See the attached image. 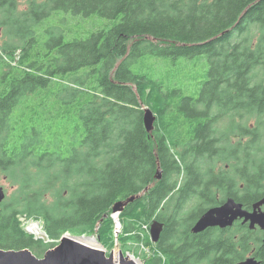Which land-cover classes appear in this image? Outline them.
I'll list each match as a JSON object with an SVG mask.
<instances>
[{
	"label": "trees",
	"instance_id": "obj_1",
	"mask_svg": "<svg viewBox=\"0 0 264 264\" xmlns=\"http://www.w3.org/2000/svg\"><path fill=\"white\" fill-rule=\"evenodd\" d=\"M27 6L0 0V174L19 188L0 203V248L43 258L71 235L96 237L109 254L115 204L138 197L119 216L125 254L143 243L144 264H264V236L250 226L192 233L229 198L248 211L264 198V0ZM58 12L114 24L86 39L42 38L38 26ZM198 57L210 67L195 89ZM23 220L40 221L49 242Z\"/></svg>",
	"mask_w": 264,
	"mask_h": 264
},
{
	"label": "water",
	"instance_id": "obj_2",
	"mask_svg": "<svg viewBox=\"0 0 264 264\" xmlns=\"http://www.w3.org/2000/svg\"><path fill=\"white\" fill-rule=\"evenodd\" d=\"M156 116L150 109H146L144 123L146 130L152 133L155 128ZM162 173L158 171L157 180ZM138 197L129 198L115 204L113 213H121L129 204ZM5 199L4 189L0 188V203ZM264 198L253 206L252 211L244 209V206L234 199H227L221 206L206 211L192 228L195 235L202 234L209 229L225 230L232 228L237 221L250 224V230L259 227L264 231ZM164 232V226L154 222L150 229L151 240L157 244ZM128 254L120 250L119 262L114 261V255L107 256L103 248H92L76 240V237L64 235L58 246L46 252L43 258L34 255L30 250H4L0 248V264H138L130 259ZM242 264H261L254 258H248Z\"/></svg>",
	"mask_w": 264,
	"mask_h": 264
},
{
	"label": "rangeland",
	"instance_id": "obj_3",
	"mask_svg": "<svg viewBox=\"0 0 264 264\" xmlns=\"http://www.w3.org/2000/svg\"><path fill=\"white\" fill-rule=\"evenodd\" d=\"M19 2H20L19 9L21 11L27 10L28 8L27 0H19ZM113 24H114L113 21L106 20V19H103L97 16L91 17V18H82V17H75L68 13L58 12V13H55L49 19L45 20L40 26H38V32H39V35L44 39H49V38H52L53 36L62 35L65 37L66 41H72L78 38L86 39L90 33L95 32L99 29L111 28ZM48 29H50L55 34H59V35H51L48 32ZM254 34H257V31ZM4 41H5V38H2L0 40V44H2ZM42 50H45V49L42 48ZM189 63L195 68V71L192 72L193 77H194V80L192 81L193 88L199 89L201 88V85H202L201 83L207 80L206 73L210 67L209 61L206 58L198 57V58H194L193 60H189ZM138 66L139 64L134 65L132 67L133 70H137L136 67ZM145 71L150 72L151 70L147 68L145 69ZM238 122H241V121L239 120ZM235 123H237V121ZM241 123L244 124V121ZM237 124L238 125H234L235 126L234 132L236 134H238V126L240 123H237ZM228 125H230L228 121H223L219 125V128L221 131L225 132L223 128L224 126L227 127ZM219 128H216V130H218ZM229 165H232V162H229ZM223 166H224L223 163L218 164V166L216 165L215 172L218 173L220 170L224 169ZM227 170L230 171L231 169L229 168ZM0 188L4 189L5 199L3 202H7L8 200L10 201L11 198L17 193L19 189L17 186L14 187V184L11 180L7 179V177L1 174H0ZM119 216L116 217V220H118ZM114 217H113V220H114ZM23 223L25 225L26 230L29 233L32 232L31 234L37 231L43 232L41 228V224L37 220H34V221L23 220ZM143 226L146 227L145 224H143ZM120 250L121 248L118 246L113 252L111 253L109 252V255H114L117 251H120ZM144 253H145V250L143 249L142 245L137 244L135 245V247L134 246L132 247V249L130 250L127 256H131L139 264H144L145 260L147 259Z\"/></svg>",
	"mask_w": 264,
	"mask_h": 264
},
{
	"label": "bare ground",
	"instance_id": "obj_4",
	"mask_svg": "<svg viewBox=\"0 0 264 264\" xmlns=\"http://www.w3.org/2000/svg\"><path fill=\"white\" fill-rule=\"evenodd\" d=\"M95 238H86V237H77L76 240L80 241L81 243L85 244V245H88L89 247H92V248H101V246L99 245V243L95 240H93ZM120 251H117L115 254H114V261L115 262H119L120 260ZM130 259L134 260L131 256L129 257ZM136 262V261H135ZM138 263V262H136ZM139 264V263H138Z\"/></svg>",
	"mask_w": 264,
	"mask_h": 264
},
{
	"label": "flooded vegetation",
	"instance_id": "obj_5",
	"mask_svg": "<svg viewBox=\"0 0 264 264\" xmlns=\"http://www.w3.org/2000/svg\"><path fill=\"white\" fill-rule=\"evenodd\" d=\"M263 210H264V208H263ZM237 225H241V226H243V227H249L250 226V224H244L243 223V221H237L235 224H234V226H237ZM233 226V227H234ZM215 230V229H214ZM253 231H256V232H258L259 234L260 233H262V236H264V231H262L259 227H257L255 230H253ZM205 233V232H204Z\"/></svg>",
	"mask_w": 264,
	"mask_h": 264
},
{
	"label": "built area",
	"instance_id": "obj_6",
	"mask_svg": "<svg viewBox=\"0 0 264 264\" xmlns=\"http://www.w3.org/2000/svg\"><path fill=\"white\" fill-rule=\"evenodd\" d=\"M34 234H35L36 238H41V239H46L47 238V236H46V234L44 232L37 231Z\"/></svg>",
	"mask_w": 264,
	"mask_h": 264
}]
</instances>
